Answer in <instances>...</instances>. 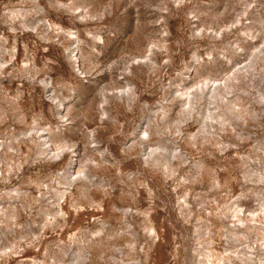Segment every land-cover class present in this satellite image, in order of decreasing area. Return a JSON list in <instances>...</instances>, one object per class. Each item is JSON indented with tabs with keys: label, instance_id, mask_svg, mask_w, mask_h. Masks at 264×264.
<instances>
[{
	"label": "rangeland",
	"instance_id": "obj_1",
	"mask_svg": "<svg viewBox=\"0 0 264 264\" xmlns=\"http://www.w3.org/2000/svg\"><path fill=\"white\" fill-rule=\"evenodd\" d=\"M0 264H264V0H0Z\"/></svg>",
	"mask_w": 264,
	"mask_h": 264
}]
</instances>
